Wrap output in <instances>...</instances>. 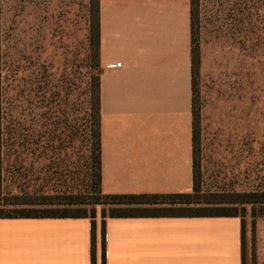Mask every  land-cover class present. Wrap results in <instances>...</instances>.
<instances>
[{
	"label": "crops",
	"instance_id": "crops-1",
	"mask_svg": "<svg viewBox=\"0 0 264 264\" xmlns=\"http://www.w3.org/2000/svg\"><path fill=\"white\" fill-rule=\"evenodd\" d=\"M98 27L102 192L190 193L189 0H99ZM0 264H91V221L0 219ZM105 264H241V220L106 219Z\"/></svg>",
	"mask_w": 264,
	"mask_h": 264
},
{
	"label": "rangeland",
	"instance_id": "rangeland-1",
	"mask_svg": "<svg viewBox=\"0 0 264 264\" xmlns=\"http://www.w3.org/2000/svg\"><path fill=\"white\" fill-rule=\"evenodd\" d=\"M200 6L192 44L199 49L192 78V133L198 137L201 188L225 194L258 190L264 188V0H200ZM91 9L89 0H0V55L6 86L13 75L4 72L9 58L15 64L23 52L26 58L28 52H42L39 64L49 66L46 83L61 88L74 141L61 176L69 189L61 191L94 196L93 168L77 143L84 129V79L99 73L83 66ZM183 39L182 30L181 49ZM139 129L145 135L147 127ZM1 191L4 200L10 198L6 182ZM254 208L246 206L240 213L244 264H264V217ZM102 209L96 208V218L101 219Z\"/></svg>",
	"mask_w": 264,
	"mask_h": 264
},
{
	"label": "trees",
	"instance_id": "trees-1",
	"mask_svg": "<svg viewBox=\"0 0 264 264\" xmlns=\"http://www.w3.org/2000/svg\"><path fill=\"white\" fill-rule=\"evenodd\" d=\"M89 2L92 5L91 21L83 66L86 70H95L99 66V0ZM200 8V0H189L191 45L200 25ZM40 52L39 55L33 52L34 56L28 52L27 58L23 52V60L16 59L15 64L12 57L9 58L4 72L13 75L6 86L1 80L0 55V219H89L91 264H95L96 208L103 207L102 264H105L106 219L239 218L241 264H244V220L240 213L246 206L251 210L258 206L259 215L264 217V188L240 194L203 193L196 161L199 154L196 135L193 134L192 139L194 170L190 193L108 195L102 192L100 81L93 74L84 79V98L87 100L83 111L84 129L77 143L93 168L94 196L82 190H76V193L61 191L68 188L61 176L69 166L70 152L74 150L73 134L67 121L66 99L61 98V88L57 86L56 91L51 83H46L49 66L46 62L39 64ZM190 54L193 78L199 64V49H193L192 45ZM45 178L48 181L44 184ZM4 182L12 191L7 200L2 198ZM37 206L43 208H34ZM105 207L109 208L108 213Z\"/></svg>",
	"mask_w": 264,
	"mask_h": 264
},
{
	"label": "built area",
	"instance_id": "built-area-1",
	"mask_svg": "<svg viewBox=\"0 0 264 264\" xmlns=\"http://www.w3.org/2000/svg\"><path fill=\"white\" fill-rule=\"evenodd\" d=\"M117 66H119V65H117Z\"/></svg>",
	"mask_w": 264,
	"mask_h": 264
}]
</instances>
